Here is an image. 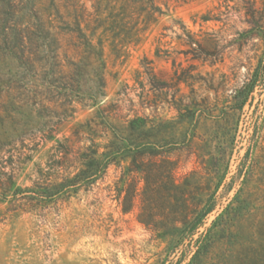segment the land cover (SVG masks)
<instances>
[{
  "label": "rangeland",
  "instance_id": "rangeland-1",
  "mask_svg": "<svg viewBox=\"0 0 264 264\" xmlns=\"http://www.w3.org/2000/svg\"><path fill=\"white\" fill-rule=\"evenodd\" d=\"M0 264H264V0H0Z\"/></svg>",
  "mask_w": 264,
  "mask_h": 264
},
{
  "label": "trees",
  "instance_id": "trees-1",
  "mask_svg": "<svg viewBox=\"0 0 264 264\" xmlns=\"http://www.w3.org/2000/svg\"><path fill=\"white\" fill-rule=\"evenodd\" d=\"M101 83H102V87H104L105 86V82H104V79H103V75L101 76ZM96 155H97V151H94L93 152V158H92V162H93V167H94V169H96L97 167H99V165L101 166V160H99V159H97L96 158Z\"/></svg>",
  "mask_w": 264,
  "mask_h": 264
}]
</instances>
